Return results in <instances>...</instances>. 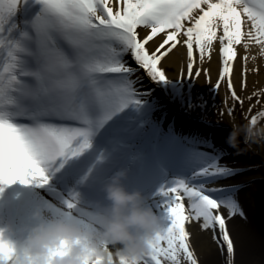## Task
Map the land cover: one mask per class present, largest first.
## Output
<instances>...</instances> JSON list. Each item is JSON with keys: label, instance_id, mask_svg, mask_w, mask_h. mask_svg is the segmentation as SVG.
Instances as JSON below:
<instances>
[{"label": "snow or ice", "instance_id": "snow-or-ice-1", "mask_svg": "<svg viewBox=\"0 0 264 264\" xmlns=\"http://www.w3.org/2000/svg\"><path fill=\"white\" fill-rule=\"evenodd\" d=\"M141 28L148 30L144 37ZM160 35L162 42L149 51V42ZM216 40L221 68L214 88L226 83L231 99L242 105L232 82L235 46L243 44L247 50L254 42L264 54V0H0V185H46V173H60L88 152L92 137L109 121L129 106L140 107L141 93L130 79L136 69L126 56L152 82L165 83L170 80L160 65L183 45L191 80L201 75L197 55L201 62L210 59ZM184 78L182 72L179 80ZM258 120H264V110L251 115L249 124ZM96 163L80 176L79 184L94 177L103 184ZM233 174L217 158L199 154L188 175L161 184L154 193L153 208L163 228L149 241L148 253L128 261L104 244L107 264H198L187 231L192 222L213 232V239L226 248L227 264H232L234 245L226 221L243 213L234 187L207 185ZM80 203L79 193L70 191L63 210L53 211L75 220L85 232H96L92 220L100 203H95L96 211ZM221 208L227 209V217ZM19 255L0 239V264H18Z\"/></svg>", "mask_w": 264, "mask_h": 264}, {"label": "bare ground", "instance_id": "bare-ground-1", "mask_svg": "<svg viewBox=\"0 0 264 264\" xmlns=\"http://www.w3.org/2000/svg\"><path fill=\"white\" fill-rule=\"evenodd\" d=\"M138 31L140 36L144 37L148 30L141 28ZM220 34L218 32V35ZM162 40L163 35H160L149 42L147 45L149 51L154 50ZM235 47L238 53L234 60L232 75L235 91L237 95L242 94L245 98L257 93L255 96L259 98L261 94H264V54H261L260 47L254 42L248 45L247 50L243 44ZM219 48V40H216L212 45L210 59L206 57L201 62L197 55L196 67L201 70V75L198 78L187 79V56L186 48L183 45L178 46L168 57L164 58L160 67L166 72L167 78L170 80L168 83L186 87L190 82L191 84L193 82L197 88H202L205 84V91L209 92L219 77L221 68ZM245 56L248 57L246 62L243 59ZM125 59L130 66L134 65L130 55ZM205 69L208 71V77L204 75L203 70ZM245 69L246 75L242 77L241 73ZM182 72L185 74V78L179 80ZM130 79L134 81L133 87L141 93L138 96L140 107L129 106L124 113L114 117L113 121H109L99 131L100 143H91V148L86 152L90 166L96 163L94 161L97 157L103 156L99 161L102 164L96 163L97 176L104 183L116 171L125 170L127 175L123 183H125L126 190L145 192L146 189L157 190L161 184H165L169 180L188 175L193 166L197 164L199 154L211 155L218 158L220 165L230 169H239V172L235 173L234 179L228 177L216 179L207 187L219 188L230 185L235 188V199L243 215L237 214L226 221L234 245L232 264H263L259 259V248L264 249V234L261 232L262 229L264 231V164L246 149L248 146L243 142V138H241L239 150H234L225 143L232 125H239L234 112L232 111L231 115L228 114L231 106H227L233 100L228 93L226 83L221 84L217 93L225 104L227 112V118H223V120L229 126L225 127L226 125H224L223 127L221 126L222 122L215 123V125H207L203 122L202 119L205 117L209 120L212 117L209 112V99L199 95L193 97L189 94L186 96L177 93L168 96L162 89L161 83L152 82L142 69H138L137 73L134 72ZM242 79L246 82V86L243 88L241 87ZM145 82L148 85H145ZM147 95L155 96L158 100L152 104L145 98ZM252 108L253 104L251 103L246 108L247 112H251L249 110ZM175 111H180L187 114L190 119L196 118V120L190 121V126L186 129L181 128L179 131L174 129L177 132L173 130L168 133L160 127L157 116L168 115V113L178 115ZM187 123L188 121H185V124ZM128 128H134L129 135L125 134ZM120 142L121 148L119 147ZM102 143L112 149L111 154L101 146ZM180 150L188 151L187 153L194 159L191 168L186 163L187 155H184L185 157L183 156L184 158L176 163L178 159L175 158V155ZM221 154H224L225 158H222ZM160 157L170 162L168 168L171 169H168V172L163 171L156 163L157 159L162 162ZM76 160L69 161L63 169L67 175L65 184L72 191L80 178L77 175L76 164H74ZM106 163L112 165L108 166ZM181 166L185 171L183 170L180 174L177 169H180ZM46 175L49 177V173ZM92 180L97 182L95 177ZM88 185L93 186L94 183ZM56 187L50 177L49 182L43 186H38L37 181L26 184L17 181L11 185H5L4 188L0 187V239L12 245L19 253L34 228L59 218L53 209L63 210L62 201L67 197L63 196ZM96 190L99 191L100 187ZM154 200L155 197L145 202L153 211ZM80 201L79 207L93 205L90 203L91 201L82 196H80ZM185 205H187V201H185ZM220 212L225 217L228 216L227 209L221 208ZM261 223L262 227H260ZM187 231L190 233V245L193 247L191 249L198 264H227L226 248L222 249V242L218 243L213 239L211 230H202L200 222H192L187 225ZM117 247H112L113 252L117 250Z\"/></svg>", "mask_w": 264, "mask_h": 264}, {"label": "clouds", "instance_id": "clouds-1", "mask_svg": "<svg viewBox=\"0 0 264 264\" xmlns=\"http://www.w3.org/2000/svg\"><path fill=\"white\" fill-rule=\"evenodd\" d=\"M241 138L246 144L264 141V126L233 124L225 143L239 150ZM126 175L125 170L116 171L100 186L106 206L93 217L96 232H85L75 220L63 217L40 224L27 238L18 264H107L104 244L118 246L128 261L146 255L148 243L162 230L163 221L139 191L126 190Z\"/></svg>", "mask_w": 264, "mask_h": 264}, {"label": "rangeland", "instance_id": "rangeland-1", "mask_svg": "<svg viewBox=\"0 0 264 264\" xmlns=\"http://www.w3.org/2000/svg\"><path fill=\"white\" fill-rule=\"evenodd\" d=\"M134 69H136L135 72H138L139 68L137 65H135ZM161 85H162V89H164V91H165V94L168 96L173 95V93H177L180 95H186V96L189 94L190 96H193V97H195L197 95H199L200 97L203 96L204 98L210 100L209 101L210 102L209 103V105H210L209 112L211 113L212 116H214L213 118H217L220 120H223V118L224 119L227 118V115H226L227 112H226L225 104L223 103V101L220 100V98L217 95V93L219 91L216 90L213 86L210 88L209 92H207V91H205V89H206L205 84L203 85L204 87H202V88L198 87L197 88L196 84L193 82H192V84L190 82L186 87L174 85V84H171L168 82L161 83ZM201 89H203V90L201 91ZM197 92H199V93H197ZM238 96L240 97L241 100H243V104L241 105L240 103L233 101L231 104H228L227 107H229V105L231 106V108L234 112V116L237 117L238 122L240 123L241 126H243V125L249 124V120H250L251 115L258 113L261 110H264V94H261L259 96V98H257L255 95H251V96H249V97H252L251 99L245 98L242 94H238ZM145 98L148 100V102L150 101V103H152V104H155L156 101L158 100L157 97L152 96V95L145 97ZM257 101H259V102L257 103ZM251 103L253 104V108H252L251 112H247L246 108ZM175 113H177L179 115V116H177V118H179L181 120H185L186 118L187 119L189 118V116H187V114L181 113L180 111H175ZM170 114H172V113H170ZM257 126H264V120H258ZM246 149L249 150L253 156H256V158L258 160L262 161V163L264 164V141H259L257 143H251L250 146H248ZM258 166H259V164H258ZM262 234H264V232H262ZM189 243H190V239H189ZM190 247H191V245H190ZM23 248L20 250V252L23 250ZM191 248H193V247H191ZM263 250H262V248H259V256H260L259 259L264 264V251ZM182 264H186V262L182 261Z\"/></svg>", "mask_w": 264, "mask_h": 264}]
</instances>
